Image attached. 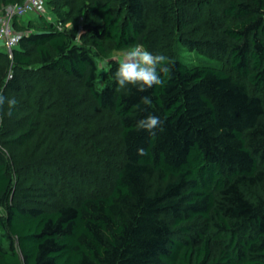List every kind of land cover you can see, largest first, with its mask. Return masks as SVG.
I'll return each instance as SVG.
<instances>
[{
  "label": "trees",
  "instance_id": "obj_1",
  "mask_svg": "<svg viewBox=\"0 0 264 264\" xmlns=\"http://www.w3.org/2000/svg\"><path fill=\"white\" fill-rule=\"evenodd\" d=\"M45 2L0 50V264H264V0ZM136 44L171 79L99 87Z\"/></svg>",
  "mask_w": 264,
  "mask_h": 264
},
{
  "label": "clouds",
  "instance_id": "obj_2",
  "mask_svg": "<svg viewBox=\"0 0 264 264\" xmlns=\"http://www.w3.org/2000/svg\"><path fill=\"white\" fill-rule=\"evenodd\" d=\"M172 64L168 56L160 53H153L147 50L142 44L130 47L122 55L118 68L114 73L115 80L119 88H126L129 85L135 86L138 91L144 92L154 86L163 87L168 79H171ZM145 105L151 104L148 96L141 97ZM7 103L11 115V109L15 107V98L8 99L0 94V107ZM137 130L147 131L152 138H155L159 129L163 131L161 121L158 116L149 114L137 121ZM138 155H147L143 148L137 149Z\"/></svg>",
  "mask_w": 264,
  "mask_h": 264
},
{
  "label": "rangeland",
  "instance_id": "obj_3",
  "mask_svg": "<svg viewBox=\"0 0 264 264\" xmlns=\"http://www.w3.org/2000/svg\"><path fill=\"white\" fill-rule=\"evenodd\" d=\"M35 14H31V13H29V14H27V15H25V17L23 18V19H30V18H34V17H36V16H40V15H47L48 16V18H52V19H56V15L52 12V10L50 9V7L46 4V2H45V4H44V6H43V11L42 12H40V11H36V12H34ZM87 22V20H86V18H84V16H83V14L81 13L80 15H79V18H78V23L80 24V28L83 30V29H85L84 28V26H86V23ZM85 24V25H84ZM69 26L70 27H72L73 26V22H71L70 24H69ZM83 27V28H82ZM1 49H4V47L1 45V43H0V50ZM125 51H127V50H121V51H113L112 53H111V55H109L108 57H102V56H98V55H96V61H97V64H98V69H99V72H98V79H97V84H98V86L99 87H102V86H104V84H105V82H106V80L109 78V59L112 57L113 59H115V60H118V61H120V59L122 58V55H123V53L125 52ZM200 59L199 58H197V59H194V62H196V61H199ZM192 62V61H191ZM193 62V63H194ZM38 75H41V74H36V75H34V76H31V78L30 79H36L37 78V76ZM11 76H12V72H9V76H8V78H11ZM88 111H92V110H88ZM105 116V115H104ZM106 117H108V116H106ZM109 118V117H108ZM108 118H107V120L105 121V122H107L108 121ZM87 126V125H86ZM81 130L82 131H87V133H90V135H91V133H92V137L93 138H95V139H99V140H107V141H111V134H109L108 136H106V134H104L101 130H99V131H97V126H95L94 125V123H93V126H92V128H90V127H85V126H82L81 127ZM58 132H59V130H58ZM58 132H56V134L58 133ZM112 134H113V132H112ZM92 138V139H93ZM94 140V139H93ZM54 141V140H53ZM95 141V140H94ZM53 143V142H52ZM103 144H106V143H104L103 142ZM68 146H70V145H68ZM102 147H104V145H101ZM71 148H73L72 146H70ZM76 149H78V147H76ZM74 150H75V148H74ZM76 152V151H75ZM76 154H77V152H76ZM78 155V154H77ZM65 161H68V162H78V159L76 158V155H74V157L72 156V157H70V158H67ZM27 174H28V172H27ZM0 211H1V209H0Z\"/></svg>",
  "mask_w": 264,
  "mask_h": 264
},
{
  "label": "built area",
  "instance_id": "obj_4",
  "mask_svg": "<svg viewBox=\"0 0 264 264\" xmlns=\"http://www.w3.org/2000/svg\"><path fill=\"white\" fill-rule=\"evenodd\" d=\"M46 0H24L23 3L10 4L0 12V43L6 49L10 57H13V49L18 45L22 35L14 27L16 16L22 17L31 12L43 11Z\"/></svg>",
  "mask_w": 264,
  "mask_h": 264
}]
</instances>
